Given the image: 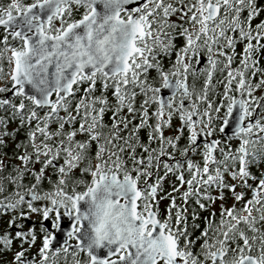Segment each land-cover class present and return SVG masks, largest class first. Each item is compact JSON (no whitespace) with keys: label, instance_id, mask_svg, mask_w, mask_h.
<instances>
[{"label":"snow or ice","instance_id":"1","mask_svg":"<svg viewBox=\"0 0 264 264\" xmlns=\"http://www.w3.org/2000/svg\"><path fill=\"white\" fill-rule=\"evenodd\" d=\"M0 264H264V0H0Z\"/></svg>","mask_w":264,"mask_h":264}]
</instances>
